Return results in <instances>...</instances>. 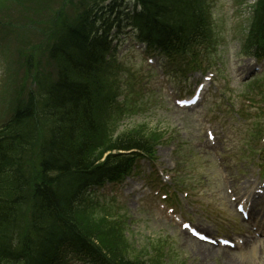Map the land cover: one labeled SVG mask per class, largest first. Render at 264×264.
Masks as SVG:
<instances>
[{"label":"rangeland","instance_id":"rangeland-1","mask_svg":"<svg viewBox=\"0 0 264 264\" xmlns=\"http://www.w3.org/2000/svg\"><path fill=\"white\" fill-rule=\"evenodd\" d=\"M37 2L39 0H0V17L5 18L9 14L16 17L18 13L19 17L4 21H15L17 23L25 21L26 24H30L26 33L31 35L34 31L33 18L36 16L34 15L33 17V10H37L35 6ZM211 5L217 48L215 66L221 65L222 70L219 75L223 72V76H228L231 79L233 87L232 91H228L227 95L223 96L221 109L218 107L212 113L213 118L217 120L219 125H224L225 128L229 129L225 140L219 144L222 159L221 161H217L209 153L204 152L209 158L212 157L213 159V179L216 181L215 185L218 190L215 191L211 200L213 198H221V200L215 206L212 204L211 208L213 211H217L220 203L225 199L223 196L225 195L223 188L225 178L230 179L228 175H235L230 180L235 187L241 188L245 175L247 172L252 171V168L248 170L252 166V162L258 158H264V148L258 145V139L254 133L255 124L252 122L259 119L252 118L246 111L239 108L241 93L246 88L244 87L242 91H239L238 89L245 85L240 83L251 79V76L255 73L256 65L255 61L238 53L245 35V23L251 13L252 1L212 0ZM1 18L0 22L2 21ZM233 26L236 27L235 30ZM5 61L4 57L0 58V63H4ZM21 70L22 67L17 68L18 73ZM225 79L226 77L217 78V85L224 83ZM13 82H17V79L14 76H5L3 69H0V87L8 96L11 95L9 87H11ZM0 109L5 110L1 106ZM238 110L242 117L239 115ZM254 111L257 112L256 109ZM177 115L170 114L167 111L154 110L147 117L140 115L132 119H125V122L120 123V127L123 130L124 128L134 129L138 125H142L147 129L149 134L156 136H162L163 133L171 130L173 134L163 143L159 154L167 160L174 158L179 162L180 166H183L184 160L188 161L189 159L188 149L197 150L196 144L200 138L198 137V130L193 127L196 122L190 123L188 118H186L185 122H181V117ZM253 147H259L260 151H254ZM193 161L200 165L204 172H207L205 170V158L195 156ZM218 183L223 186H219ZM115 191V188H108L104 191V195L112 196L116 193ZM226 197L228 199L227 195ZM222 211L226 213L225 208ZM201 224L216 232L214 226L202 222ZM162 228L163 226L160 223H155L150 227L154 232H158ZM178 240H180L179 237ZM181 248L185 249L184 253L181 252ZM175 254L178 255L179 260H186L185 264H238L236 259L227 261L222 254L214 256L212 253H206L192 241L182 243L175 251H169L168 261ZM173 264H176V262Z\"/></svg>","mask_w":264,"mask_h":264},{"label":"trees","instance_id":"trees-1","mask_svg":"<svg viewBox=\"0 0 264 264\" xmlns=\"http://www.w3.org/2000/svg\"><path fill=\"white\" fill-rule=\"evenodd\" d=\"M146 1V0H143ZM155 6H159L162 14H165L169 24L171 26L168 27H176L177 32L180 35L185 34V28L188 26L190 31V38L193 40H200L207 36L206 31V18L202 11L199 8L198 1L195 0L191 3L190 0H152ZM172 14H177L180 16L179 20H170ZM199 20L200 25L196 26L194 21ZM256 26H253L251 30V36L249 37V43L247 44V48L251 51H258L261 48H264V18L263 15L257 13ZM259 21L261 23L259 24ZM172 23V24H171ZM258 28V26H260ZM159 28V27H158ZM168 28V29H170ZM159 31L161 29L159 28ZM162 33V31H161ZM171 40V39H170ZM81 39L79 37H73V43L79 44ZM66 77L63 75L60 78V83L52 88V98L53 105L52 107L48 104L45 106V110L51 109H64L68 106H71L75 102L81 103L82 101H88L89 98L84 96L85 87L78 83H64L62 79ZM62 81V83H61ZM80 97V98H79ZM79 99V100H78ZM38 107L36 104L32 103V105H21L18 109L15 110L17 114L16 119L20 122H25V126L32 128L37 131L38 125L33 123L32 120L36 113ZM40 117V116H39ZM49 117H53V113L50 112ZM82 120V109L76 108L75 111L71 113V115L66 116L63 120L60 121V127L57 130L53 131L52 138L47 141V148L54 154L52 157V164H63L66 167H71L76 165L80 167V161L90 160V155L85 154L82 151V143L81 140L83 135L88 132L86 128L80 123ZM73 125V128L71 127ZM82 125V126H81ZM95 137V136H94ZM86 152V151H85ZM9 163H13L11 159L8 158ZM15 162V161H14ZM16 163V162H15ZM73 163V164H71ZM45 167L49 168L48 165L45 164ZM47 175L46 171H43L42 176ZM40 177L37 176L34 180L33 189L37 186V192L35 197L41 198L45 202V213H49L52 215L59 212L69 213V204L64 201L63 197H59V199L63 200L60 205L57 199L55 198L50 186L55 187V180L53 178H49V182L47 184H39ZM68 187H73L77 185V182L74 178H70L66 180ZM37 183V184H36ZM66 187V186H65ZM60 191L62 190L59 189ZM7 214H10L9 208L6 206H0V235L3 234V230L5 227V221L7 218Z\"/></svg>","mask_w":264,"mask_h":264},{"label":"bare ground","instance_id":"bare-ground-1","mask_svg":"<svg viewBox=\"0 0 264 264\" xmlns=\"http://www.w3.org/2000/svg\"><path fill=\"white\" fill-rule=\"evenodd\" d=\"M194 23H195L196 26L200 25V21L199 20H195ZM260 27H261V25L258 26V28H260ZM176 30H177L176 27H171L170 29H168V33L173 34ZM180 38L183 41L185 40V37L183 35H180ZM71 164H73V163H71ZM41 178H42L43 184H47L49 182V176L48 175H44ZM206 251L208 252L209 250L206 249Z\"/></svg>","mask_w":264,"mask_h":264}]
</instances>
